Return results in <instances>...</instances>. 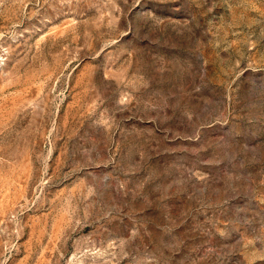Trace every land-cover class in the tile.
<instances>
[{"label":"rangeland","instance_id":"1","mask_svg":"<svg viewBox=\"0 0 264 264\" xmlns=\"http://www.w3.org/2000/svg\"><path fill=\"white\" fill-rule=\"evenodd\" d=\"M0 264H264V0H0Z\"/></svg>","mask_w":264,"mask_h":264}]
</instances>
